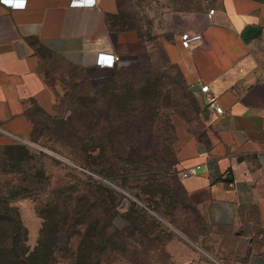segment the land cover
<instances>
[{
	"label": "rangeland",
	"instance_id": "rangeland-1",
	"mask_svg": "<svg viewBox=\"0 0 264 264\" xmlns=\"http://www.w3.org/2000/svg\"><path fill=\"white\" fill-rule=\"evenodd\" d=\"M119 3L121 13L112 24L138 29L148 38V58L93 73L58 60L41 65L53 89V121L39 119L32 137L39 144L28 148L45 155L33 173V186L16 194L9 206L15 222L26 230L35 218L39 223L35 242H27V261L243 264L237 253L243 237L262 235L264 241L260 212L248 209L239 215L236 228L224 229L207 223L189 203L181 184L176 128L183 122L195 129L200 111L162 38L168 28L176 27L181 34L192 25L175 11L196 12L213 2ZM39 171L46 180L40 179ZM18 178L0 176V201L4 193H13L11 188H24ZM58 202L59 207L50 208ZM42 211L44 221L37 216ZM50 231L53 237L48 241Z\"/></svg>",
	"mask_w": 264,
	"mask_h": 264
},
{
	"label": "crops",
	"instance_id": "crops-1",
	"mask_svg": "<svg viewBox=\"0 0 264 264\" xmlns=\"http://www.w3.org/2000/svg\"><path fill=\"white\" fill-rule=\"evenodd\" d=\"M209 1L211 6L196 12H174L192 21L187 32L199 34L200 42L182 49L176 27L168 28L173 40L162 36L188 88L207 85L222 109L221 114L208 110V94L199 92L198 126L177 124L181 184L210 225L236 228L239 215L256 208L264 226V0ZM71 2L0 0V146L35 145L29 114L51 115L53 89L41 65L58 60L93 73L111 71L95 67L100 53L118 56L116 68L151 54L149 39L138 29L112 24L121 13L119 0H93L83 7ZM248 27L256 33L245 41ZM38 229L35 218L27 242H35ZM261 237L239 242L243 264H264Z\"/></svg>",
	"mask_w": 264,
	"mask_h": 264
},
{
	"label": "trees",
	"instance_id": "trees-1",
	"mask_svg": "<svg viewBox=\"0 0 264 264\" xmlns=\"http://www.w3.org/2000/svg\"><path fill=\"white\" fill-rule=\"evenodd\" d=\"M130 29H134V28H130ZM188 94L192 100L194 99V102L195 101L197 102V100L195 99V95H193L189 91V88H188ZM39 119L45 122L53 121L51 116H48L39 110L32 114H29V121L32 125L30 139L35 144H39V143L37 140L33 139L32 137L33 135H35L36 132L35 127L38 124ZM42 146L50 151H53L45 147V145ZM0 152H1L0 176L19 175L18 178L19 183L20 185L21 184L24 185L23 186L24 188H22V186H19L17 188H11L12 190H14L13 193L12 192H8L7 194L4 193L5 197H3L0 201V264H29L27 258L29 257L31 251L27 246V230L22 223L19 224L15 222V217L10 212L9 206L12 204V201L15 200L16 196L19 193L26 192L27 188L33 186V184L35 183V178L33 177V173L34 172L37 173V169H36L37 163L39 162L40 159L44 157L45 154L41 151L38 153L32 152L27 146L22 144L0 146ZM39 174L41 180H46L44 171H39ZM92 183L95 186H97L100 189V191L103 190V186H101V184L99 185L94 181H92ZM4 189L7 190L8 187H5ZM184 194L186 195L185 191ZM7 196L13 199L8 200ZM59 205L60 202H58V204L57 203L50 204L49 206L50 208L53 207L57 208L59 207ZM46 213L48 214V212ZM37 216L43 221L45 220L43 211L38 212ZM41 233L42 232H39V234ZM52 237L53 234L50 231L46 235V240L49 241V239H51ZM36 246H40V241L39 243L37 242Z\"/></svg>",
	"mask_w": 264,
	"mask_h": 264
},
{
	"label": "built area",
	"instance_id": "built-area-1",
	"mask_svg": "<svg viewBox=\"0 0 264 264\" xmlns=\"http://www.w3.org/2000/svg\"><path fill=\"white\" fill-rule=\"evenodd\" d=\"M92 4H93V0H72L71 2L72 6H79V7L91 6ZM178 39L182 49H190L193 44L201 41V36L199 34H190L188 32H184L179 35ZM118 62H119L118 56L100 53L97 54L96 56L95 67L99 70H112L116 68ZM199 92L205 95L208 94L207 103H206V108L208 110H212L216 114L222 113V109L218 105L217 98H215L212 95H209V88L207 85L201 86Z\"/></svg>",
	"mask_w": 264,
	"mask_h": 264
},
{
	"label": "water",
	"instance_id": "water-1",
	"mask_svg": "<svg viewBox=\"0 0 264 264\" xmlns=\"http://www.w3.org/2000/svg\"><path fill=\"white\" fill-rule=\"evenodd\" d=\"M256 33V28L254 27H248L243 35H242V38L245 40V41H249L251 38L254 37ZM175 38V35L173 33H170L168 34L167 36L164 37V39L169 42L171 40H173ZM189 91L193 94V95H198L199 94V91H200V85H195V86H192ZM44 152V151H43ZM46 153V152H45ZM49 154V153H48ZM123 207V205H122ZM121 207V208H122Z\"/></svg>",
	"mask_w": 264,
	"mask_h": 264
},
{
	"label": "snow or ice",
	"instance_id": "snow-or-ice-1",
	"mask_svg": "<svg viewBox=\"0 0 264 264\" xmlns=\"http://www.w3.org/2000/svg\"><path fill=\"white\" fill-rule=\"evenodd\" d=\"M22 6V5H21Z\"/></svg>",
	"mask_w": 264,
	"mask_h": 264
}]
</instances>
